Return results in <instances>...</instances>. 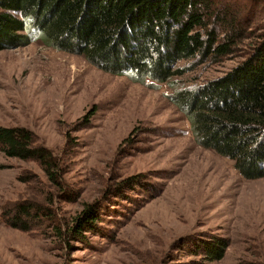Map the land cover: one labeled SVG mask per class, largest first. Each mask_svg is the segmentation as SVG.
<instances>
[{"label": "rangeland", "instance_id": "374dc122", "mask_svg": "<svg viewBox=\"0 0 264 264\" xmlns=\"http://www.w3.org/2000/svg\"><path fill=\"white\" fill-rule=\"evenodd\" d=\"M220 2L248 30L232 53L178 77L179 87L231 71L264 36V0ZM173 90L40 41L0 50V125L30 128L60 165L55 181L36 161L0 151V264H191L213 235L230 240L213 264L264 262V177L244 178L198 144ZM23 200L44 203L51 217L27 230L4 222L2 210ZM88 207L92 230L69 235Z\"/></svg>", "mask_w": 264, "mask_h": 264}, {"label": "trees", "instance_id": "16d2710c", "mask_svg": "<svg viewBox=\"0 0 264 264\" xmlns=\"http://www.w3.org/2000/svg\"><path fill=\"white\" fill-rule=\"evenodd\" d=\"M221 3L0 0V50L40 41L152 87L167 83L174 89L168 98L185 114L196 142L232 159L244 178L259 179L264 177V36L226 74L193 87L177 85L178 77L204 60L232 53L248 30L239 14L223 9ZM181 61L191 64L180 66ZM0 151L8 157L36 161L52 180L60 177L57 156L38 143L28 127L0 125ZM29 174L20 175V180L26 181ZM47 211L44 203L23 200L4 208L1 217L10 226L27 230L34 222L50 218ZM96 218L88 207L74 217L72 226L66 225L67 233L77 236L92 230ZM54 229L60 237L66 235L62 227ZM212 237L196 250L204 259L192 263L213 264L225 256L230 240Z\"/></svg>", "mask_w": 264, "mask_h": 264}]
</instances>
